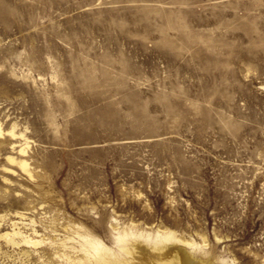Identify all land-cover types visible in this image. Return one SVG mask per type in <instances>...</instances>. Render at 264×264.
Returning <instances> with one entry per match:
<instances>
[{
	"label": "rangeland",
	"instance_id": "rangeland-1",
	"mask_svg": "<svg viewBox=\"0 0 264 264\" xmlns=\"http://www.w3.org/2000/svg\"><path fill=\"white\" fill-rule=\"evenodd\" d=\"M0 125L28 141L0 146V234L42 240L0 264L163 232L264 264V0H0Z\"/></svg>",
	"mask_w": 264,
	"mask_h": 264
},
{
	"label": "bare ground",
	"instance_id": "bare-ground-1",
	"mask_svg": "<svg viewBox=\"0 0 264 264\" xmlns=\"http://www.w3.org/2000/svg\"><path fill=\"white\" fill-rule=\"evenodd\" d=\"M10 139L16 140L18 143L24 141L17 146V152L22 156L26 152L28 145L25 135L22 132H17L15 126L3 130L0 125V146L4 141H9ZM10 144L14 145L12 142ZM12 149H15V147ZM7 162L18 166L24 173L30 174L26 160L21 159L17 161L14 157L8 156ZM19 224L28 225L12 222L11 230L0 234V238L9 247H36L41 244L42 240L35 238L36 231L33 228V221L30 222V228L32 229V233L30 234L22 231L21 227L18 226ZM143 235V233L138 234L139 237ZM78 237L79 246L77 251L82 254V260H70L67 257L71 261V264H210L207 261L194 260L183 248L177 245L174 247L167 246V243L174 241V235L170 232L156 233L153 236L146 234L144 237L146 245L137 242L132 243V239L137 237L132 233H118L116 237L117 242L120 244L118 251L108 249L100 240L90 235H79ZM60 244L64 249H67V241H63ZM68 249L75 250L76 248L70 246ZM129 250H132V252H129ZM130 254L132 257L128 260L127 256Z\"/></svg>",
	"mask_w": 264,
	"mask_h": 264
}]
</instances>
